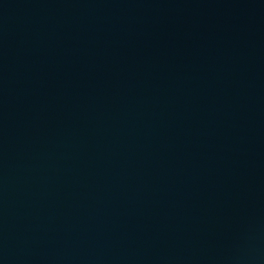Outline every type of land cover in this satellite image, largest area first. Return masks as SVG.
<instances>
[{"label":"water","instance_id":"95a60500","mask_svg":"<svg viewBox=\"0 0 264 264\" xmlns=\"http://www.w3.org/2000/svg\"><path fill=\"white\" fill-rule=\"evenodd\" d=\"M0 264H264V0H0Z\"/></svg>","mask_w":264,"mask_h":264}]
</instances>
